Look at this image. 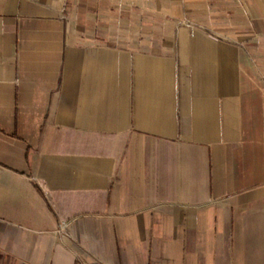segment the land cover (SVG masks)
<instances>
[{"label": "crops", "instance_id": "1", "mask_svg": "<svg viewBox=\"0 0 264 264\" xmlns=\"http://www.w3.org/2000/svg\"><path fill=\"white\" fill-rule=\"evenodd\" d=\"M0 264H264V0H0Z\"/></svg>", "mask_w": 264, "mask_h": 264}, {"label": "built area", "instance_id": "2", "mask_svg": "<svg viewBox=\"0 0 264 264\" xmlns=\"http://www.w3.org/2000/svg\"><path fill=\"white\" fill-rule=\"evenodd\" d=\"M48 253H50V251H48Z\"/></svg>", "mask_w": 264, "mask_h": 264}]
</instances>
